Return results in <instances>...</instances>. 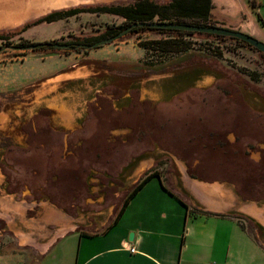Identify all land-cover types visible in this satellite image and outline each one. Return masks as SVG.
<instances>
[{
  "label": "rangeland",
  "instance_id": "1",
  "mask_svg": "<svg viewBox=\"0 0 264 264\" xmlns=\"http://www.w3.org/2000/svg\"><path fill=\"white\" fill-rule=\"evenodd\" d=\"M83 5L89 4L77 6ZM121 21L108 13L84 11L7 36L14 44L21 37L75 42L99 36L107 24ZM137 37L163 35L144 31L70 53L64 48L18 58H10V48L0 53V116L1 111L8 113L14 128L9 136L0 132V146L11 142L24 148L9 154L14 164L7 172L10 189L19 198L46 199L64 207L86 233L100 232L111 222L145 172L157 170L169 183L174 157L184 163H221L214 146L247 159L248 169L235 174L255 182L257 191L264 187V54L233 40L195 36L186 53L169 58L152 53L145 59ZM66 98L74 103L68 108L73 109L69 128L58 123V111L47 105ZM216 124L227 127L213 131ZM144 152L150 155L134 160ZM36 212L34 208L28 214ZM243 224L262 239L258 227Z\"/></svg>",
  "mask_w": 264,
  "mask_h": 264
},
{
  "label": "crops",
  "instance_id": "2",
  "mask_svg": "<svg viewBox=\"0 0 264 264\" xmlns=\"http://www.w3.org/2000/svg\"><path fill=\"white\" fill-rule=\"evenodd\" d=\"M90 3L100 1L0 0V30ZM211 14L219 26L264 42V0H212ZM67 99L47 105L58 111V123L69 128L73 109L68 108L74 103ZM1 114L0 132L9 136L14 129L8 124L9 114ZM3 152L0 146V160ZM221 161L200 169V177L193 178L186 161L174 157L169 183L162 175L151 178L112 227L90 235L80 234L78 220L51 201L8 193L0 166V264H264V198L242 199L234 182L249 180L235 174L237 166L233 169L225 158ZM246 186L250 189V184ZM34 208L36 214H28ZM238 214L259 227L262 239L240 226Z\"/></svg>",
  "mask_w": 264,
  "mask_h": 264
},
{
  "label": "trees",
  "instance_id": "3",
  "mask_svg": "<svg viewBox=\"0 0 264 264\" xmlns=\"http://www.w3.org/2000/svg\"><path fill=\"white\" fill-rule=\"evenodd\" d=\"M212 9V0H167L165 2H157L155 0H134V2L129 4H115V3H103L98 5H83V6H76V7H68L62 8L59 10H53L46 15L41 16L36 20H32L22 24L13 29L9 30H0V53L4 52L7 48H10L13 52L10 58H18L27 55L29 52H40L47 54L58 53L64 48V53H70L71 50H78L80 49H89L86 48V45H89L92 48V45L101 40L106 39L109 37H116L113 41H123L132 34H138L144 31H154L163 35V37L154 38V39H146L143 40L141 37H137V46L144 50L145 59L146 56H152V53H157V55L161 58L186 53L192 49L193 42L190 40V37H202L205 39L214 38V39H229L233 40L238 44L251 46L247 42H244L238 38L219 35V34H211L205 33L200 31H192V30H183V29H176V28H167V27H150V26H140L137 25L135 27L130 28L125 33H122L128 26L132 24H139V23H149V22H164V23H177V24H190V25H197V26H219L217 22L213 19L211 14ZM90 12V13H108L114 16H118L122 18L121 23L119 24H107L103 33L99 36L94 37H86L83 39H78L75 42H64L60 43L59 41H46L45 45L40 48L35 49H27L33 43L38 42H31L25 38H19V41L14 44L13 42H8V33H14L16 35H21L24 31H26L29 27L42 23V22H54L57 20L65 19L70 16L76 15L80 12ZM57 45V46H54ZM97 47V46H96ZM254 48V47H253ZM216 53L221 54L219 51ZM149 55V56H148ZM133 104V103H131ZM130 104V105H131ZM135 104V103H134ZM136 105V104H135ZM255 113V111L253 110ZM260 115V114H258ZM262 116V115H260ZM193 128L196 125H192ZM226 126V125H224ZM214 125V130H222L226 127ZM194 132V131H192ZM224 132V131H223ZM206 133V132H205ZM205 137L206 135H202ZM201 136V137H202ZM213 137V135H211ZM211 137V138H212ZM215 143V142H214ZM213 142L211 140L207 141L208 146H212ZM196 146V143H194ZM4 159L0 160V166L2 171L5 175V190L8 193L18 194L17 191L10 189V175L7 173L8 168L11 165H14L9 158V154L13 150L22 151L24 150L23 147L17 146L12 144L11 142L6 143L4 146ZM216 150V155L221 156L220 158L224 160L227 158L228 161L232 162L234 166L238 167V170L248 169L249 161L240 156H233L232 151L224 152L227 153L224 155L223 151L218 152L217 148L214 146ZM187 154V152H184ZM207 155V153L205 152ZM146 155H150L148 152L141 153L134 157V160L139 158H143ZM133 160V159H132ZM132 160L128 162L127 166L132 163ZM187 172L193 178L200 177V169L208 168L209 166L201 162L199 160V164L193 165L191 159H185ZM246 163V164H245ZM11 164V165H10ZM214 166V165H213ZM246 167V168H245ZM160 172L157 170H151L149 172H145L144 175L139 179V181L135 184L132 190L125 196L122 205L118 209L117 213L111 220V222L103 229V231H107L110 227H112L121 216L122 212L124 211L126 205L130 201V199L153 177H160ZM263 181V179L261 178ZM264 182V181H263ZM236 185V190L238 194L245 200H259L264 198V187L260 188L259 191L256 190L255 182L253 181H245V180H238L234 182ZM247 185L250 184V189L247 188ZM163 188L170 193L171 195L175 196L186 208L188 207L177 195H175L171 190L163 186ZM31 200V199H28ZM37 200V199H32ZM50 201V200H49ZM52 202V201H51ZM54 203V202H52ZM56 206L62 208L65 211L64 207H61L54 203ZM208 214V213H206ZM33 215V214H30ZM237 218L238 223L242 228H245L243 224V220H246L250 223H253L249 218L244 215H235ZM255 227H258L254 224ZM259 228V227H258ZM80 231V234L90 235L86 232Z\"/></svg>",
  "mask_w": 264,
  "mask_h": 264
},
{
  "label": "water",
  "instance_id": "4",
  "mask_svg": "<svg viewBox=\"0 0 264 264\" xmlns=\"http://www.w3.org/2000/svg\"><path fill=\"white\" fill-rule=\"evenodd\" d=\"M137 25L140 26H150V27H167V28H176V29H183V30H192V31H200L205 33H211V34H219V35H225V36H231L238 38L244 42H247L251 46H253L255 49L259 50L264 54V42L247 34L244 32H241L239 30H234L222 26H197V25H190V24H177V23H162V22H149V23H139V24H132L128 26L122 33H125L130 28L135 27ZM116 37H109L106 39H101L97 42H95L92 47L100 46L109 42H112ZM45 45V42H38L33 43L30 46L27 47V49H35L40 48ZM57 46V45H54ZM86 48H91L89 45L85 46Z\"/></svg>",
  "mask_w": 264,
  "mask_h": 264
},
{
  "label": "built area",
  "instance_id": "5",
  "mask_svg": "<svg viewBox=\"0 0 264 264\" xmlns=\"http://www.w3.org/2000/svg\"><path fill=\"white\" fill-rule=\"evenodd\" d=\"M130 250H131V251H134V250H135V248H134V247H131V248H130Z\"/></svg>",
  "mask_w": 264,
  "mask_h": 264
}]
</instances>
